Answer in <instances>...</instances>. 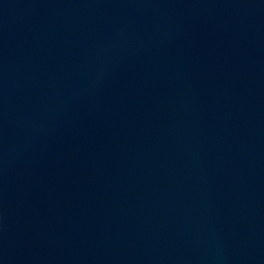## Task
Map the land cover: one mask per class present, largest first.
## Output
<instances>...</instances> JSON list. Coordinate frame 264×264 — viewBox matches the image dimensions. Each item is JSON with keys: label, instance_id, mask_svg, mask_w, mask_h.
<instances>
[{"label": "water", "instance_id": "95a60500", "mask_svg": "<svg viewBox=\"0 0 264 264\" xmlns=\"http://www.w3.org/2000/svg\"><path fill=\"white\" fill-rule=\"evenodd\" d=\"M0 264H264V0H0Z\"/></svg>", "mask_w": 264, "mask_h": 264}]
</instances>
